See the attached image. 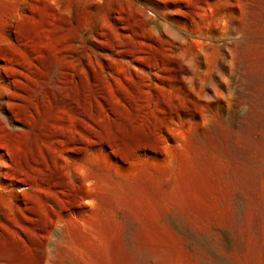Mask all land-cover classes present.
<instances>
[{"label": "rangeland", "instance_id": "rangeland-1", "mask_svg": "<svg viewBox=\"0 0 264 264\" xmlns=\"http://www.w3.org/2000/svg\"><path fill=\"white\" fill-rule=\"evenodd\" d=\"M0 264H264V0H0Z\"/></svg>", "mask_w": 264, "mask_h": 264}]
</instances>
